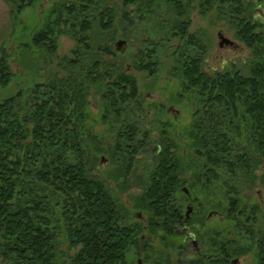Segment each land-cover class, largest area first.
Segmentation results:
<instances>
[{
  "label": "trees",
  "instance_id": "1",
  "mask_svg": "<svg viewBox=\"0 0 264 264\" xmlns=\"http://www.w3.org/2000/svg\"><path fill=\"white\" fill-rule=\"evenodd\" d=\"M2 1L15 17L37 0ZM55 8L31 46L20 45L33 47L43 82L0 99V264H226L229 233L218 240L204 219L211 202L188 222L207 256L187 254L185 197L178 193L188 180L192 188H219L226 222L238 212L237 222L254 232L259 211L241 205L240 189L255 184L264 163V0H60ZM194 8L224 22L250 51L242 69L202 70L206 41L188 32ZM60 35L74 42L69 56L57 53ZM118 41L127 42L124 54L115 49ZM163 52L172 61L168 74L196 108L184 149L166 124L154 122L151 138L131 73L154 76ZM12 79L2 48L0 88ZM90 96L110 126L106 143L87 126ZM101 155L116 166L109 177L115 181L130 173L136 156L149 158L153 169L131 202L142 220L101 177ZM219 245L223 258L216 260ZM259 255L257 264H264Z\"/></svg>",
  "mask_w": 264,
  "mask_h": 264
},
{
  "label": "rangeland",
  "instance_id": "2",
  "mask_svg": "<svg viewBox=\"0 0 264 264\" xmlns=\"http://www.w3.org/2000/svg\"><path fill=\"white\" fill-rule=\"evenodd\" d=\"M59 1L37 0L32 6L26 7L20 14L12 17L8 5L0 0V53L2 48L8 53L13 73L12 82L7 87L0 88V99L13 94L18 88H26L35 82H43V71L40 70L37 55L33 56V47L26 50L20 49V45L27 44L31 46V36L45 24H48L49 21L53 20V12ZM68 1L72 2L75 0ZM107 1L112 3L114 0ZM130 8L132 9V7ZM189 19L188 32L199 34L206 41L208 51L203 57L202 62V70L206 74L211 75L217 72H225L232 66L242 69L244 63L250 58V51L234 39L233 31L224 22L217 20L212 14L201 15L196 8L192 10ZM219 34L232 41L234 45L223 44L224 46H220ZM57 47L58 55L69 56L74 47V42L68 36L60 35ZM126 49V47H123L122 52L117 51L124 54L123 52ZM169 54L165 52L160 53V61L162 63L159 64L158 72L154 76L150 77L147 73L132 71L131 73L137 80L139 98L144 101L143 105L148 115L144 125L151 127V138H155L157 134V126L156 124L154 125V122L166 124L169 126L167 130L172 134V138H177L178 141L176 143H178L180 148H183L185 143L183 135L190 128L192 114L196 108L192 105V96L183 94L180 82L168 74L172 64ZM25 59L29 61L27 65ZM170 109L178 111V115H175ZM87 114L88 128L92 129L96 135L102 138L103 142H108L112 132L110 126L103 124L101 121L102 110L97 97L90 96ZM148 161L149 158L144 155L136 156L134 167L130 173L125 178L120 177L115 181L109 177L117 174V171H115L116 166L113 165L107 155L99 156L98 167L101 171V177L105 178L111 192L127 205L132 214L139 212L131 209L132 199L142 193L145 187L143 181L147 179L151 169H153V165ZM263 171L264 163L255 169L257 176L255 184H246L240 189L241 205L243 207L244 205L248 207L254 206L259 211L256 228L261 231L264 230V184H261L260 181ZM184 177L188 179L190 176L185 174ZM190 184L189 182L185 185V189L187 188L191 194L189 200L186 199L183 192L178 193V198L184 199L183 197H185V200H187L183 205V209L192 205L193 210L196 212L200 206L205 207V202H211L214 207L206 210V215L216 212V215L212 216L210 222L211 229L220 230L222 228L224 232L229 233V238L239 240V246L250 245L241 234L239 228V230L235 229L232 223L226 222L228 221L225 212L226 202L222 199L220 189L205 190L200 189L199 186L192 188ZM216 186L218 185L216 184ZM258 189L260 190V194L256 192ZM218 205L220 208L217 207ZM240 208L242 207L240 206ZM247 210L250 211L249 209ZM236 214L238 216V212L235 213V216ZM221 221L224 223H220ZM257 262V251L254 246L250 247L248 254L240 257L238 260V264H257ZM134 264H136V261Z\"/></svg>",
  "mask_w": 264,
  "mask_h": 264
},
{
  "label": "flooded vegetation",
  "instance_id": "3",
  "mask_svg": "<svg viewBox=\"0 0 264 264\" xmlns=\"http://www.w3.org/2000/svg\"><path fill=\"white\" fill-rule=\"evenodd\" d=\"M222 46H224V45L222 44ZM123 53H125V51ZM170 110L175 115H178V111L173 110V109H170ZM187 183H189V180H188ZM187 183L185 185H187ZM184 189H185V186L182 187V188H180L179 189V192H183L185 194V196H186V199L189 200L191 198V196H190L191 194L189 192L188 193H185V190ZM187 191H188V189H187ZM256 192L258 194H260V190L259 189ZM187 200H185L184 203ZM210 214H211V216H209L207 214V215H205V218H204L205 221H206V225H207L208 228H211L210 227V222L212 220V216L216 215V212H212ZM193 215H194V210L192 208V205H190L186 209H183V207H182V217H183V221L182 222H183V226H182L181 231L185 235L186 246H187V254L190 255V256H202V257H206L207 254H206V252H203V249H202L203 246H202V244H200V242L196 239V236L194 235V232L192 231V226L188 223L189 222V219ZM141 219H142V217H141ZM237 219H238V216L236 214V220L232 223V226L235 229H238L239 228L241 230L240 231L241 234L250 243V245L242 247V246H239L238 245L239 240H236L235 238H229L228 240L231 242L230 248H229L230 257L226 260V264H238V260L240 259V257H243L244 255L248 254L250 252V247H252V246H254L255 247V250L257 251V258L260 256L259 255V252L260 251L264 252V230L261 231V230H258L255 227L254 228V232H252L249 229L250 226H247V224H245V223L239 224L237 222ZM220 223H224V222L221 221ZM197 225L198 224H196L195 226H197ZM255 226H257V224ZM215 231H216L218 240L221 241L222 240V235H223L222 228L220 230H215ZM254 234L256 235L255 238L252 237V235L254 236ZM239 252H244V253L241 254V255H237V253H239ZM222 253H223V247L221 245H219L216 248V252L214 253V258L216 260L218 258L222 259L223 258Z\"/></svg>",
  "mask_w": 264,
  "mask_h": 264
},
{
  "label": "water",
  "instance_id": "4",
  "mask_svg": "<svg viewBox=\"0 0 264 264\" xmlns=\"http://www.w3.org/2000/svg\"><path fill=\"white\" fill-rule=\"evenodd\" d=\"M259 14H260L261 17H264V14L262 13V10L259 11ZM218 38L220 40V42H219L220 46H222V44H227V45H232V46L234 45V43L232 41L224 38L221 34L218 35ZM126 46H127V42L126 41H118L115 44V48L118 51H121L123 49V47H126ZM185 193H188V191L186 189H185ZM133 216H134L135 219L140 220L141 217H142V214L140 212H138V213H134ZM209 216H211V214ZM136 264H141V260L139 259Z\"/></svg>",
  "mask_w": 264,
  "mask_h": 264
}]
</instances>
